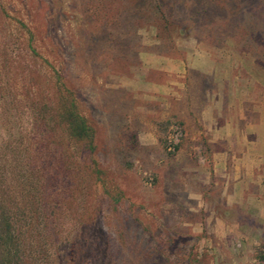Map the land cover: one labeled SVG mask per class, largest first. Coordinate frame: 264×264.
Returning a JSON list of instances; mask_svg holds the SVG:
<instances>
[{
    "label": "rangeland",
    "instance_id": "374dc122",
    "mask_svg": "<svg viewBox=\"0 0 264 264\" xmlns=\"http://www.w3.org/2000/svg\"><path fill=\"white\" fill-rule=\"evenodd\" d=\"M163 56L211 58L252 97L264 0H0V173L33 215L27 264H264V223L227 205L221 179L209 188L207 162L158 118ZM65 95L94 152L53 118L49 154L33 146L27 172L32 100Z\"/></svg>",
    "mask_w": 264,
    "mask_h": 264
},
{
    "label": "crops",
    "instance_id": "0c3cea01",
    "mask_svg": "<svg viewBox=\"0 0 264 264\" xmlns=\"http://www.w3.org/2000/svg\"><path fill=\"white\" fill-rule=\"evenodd\" d=\"M155 70L167 77L151 83L161 97L158 118L180 126L186 144L179 151L207 162L208 186L221 179L227 205L240 203L264 223V88L251 97L249 79H230L207 57L189 64L163 56Z\"/></svg>",
    "mask_w": 264,
    "mask_h": 264
},
{
    "label": "trees",
    "instance_id": "16d2710c",
    "mask_svg": "<svg viewBox=\"0 0 264 264\" xmlns=\"http://www.w3.org/2000/svg\"><path fill=\"white\" fill-rule=\"evenodd\" d=\"M29 49L32 54L36 55L32 47ZM32 103L30 117L34 123L28 135H35L38 140L33 144L30 141L23 144V151L27 156L24 164L28 169L27 172L32 173V169L29 167H32L33 146H37L42 158L49 154L48 138L51 136L53 118H56L57 126H62L71 139L83 142L90 154L94 152V131L85 118L79 114L69 95L58 100L49 96L38 100L33 98ZM54 111L56 112L55 117L51 114ZM171 123L174 122H169L166 126ZM174 125L179 126L176 123ZM177 148L178 145H175L174 150L176 151ZM2 175L0 173V264H27L25 261L26 243L23 237L26 228L29 231L34 229L33 215L32 212L25 211V208L20 205L19 200L23 199V192L22 189H18L16 180L10 178V185H8L3 182ZM3 183L5 185H2ZM8 186L11 187V192L8 191ZM259 259L264 261V250L261 251Z\"/></svg>",
    "mask_w": 264,
    "mask_h": 264
},
{
    "label": "built area",
    "instance_id": "2783aa9c",
    "mask_svg": "<svg viewBox=\"0 0 264 264\" xmlns=\"http://www.w3.org/2000/svg\"><path fill=\"white\" fill-rule=\"evenodd\" d=\"M170 129H174V137H172V138H174L173 140H177L180 137L181 133H182L181 128L179 126L172 125L170 127Z\"/></svg>",
    "mask_w": 264,
    "mask_h": 264
}]
</instances>
